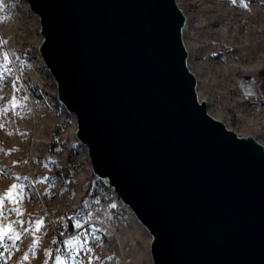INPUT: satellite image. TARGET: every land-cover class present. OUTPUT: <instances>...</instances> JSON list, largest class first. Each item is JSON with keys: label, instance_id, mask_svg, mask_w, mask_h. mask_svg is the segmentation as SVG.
Listing matches in <instances>:
<instances>
[{"label": "water", "instance_id": "obj_1", "mask_svg": "<svg viewBox=\"0 0 264 264\" xmlns=\"http://www.w3.org/2000/svg\"><path fill=\"white\" fill-rule=\"evenodd\" d=\"M92 173L153 264H264V148L207 113L175 0H24Z\"/></svg>", "mask_w": 264, "mask_h": 264}, {"label": "rangeland", "instance_id": "obj_2", "mask_svg": "<svg viewBox=\"0 0 264 264\" xmlns=\"http://www.w3.org/2000/svg\"><path fill=\"white\" fill-rule=\"evenodd\" d=\"M175 1L198 100L264 148V52L254 53L264 45V0ZM0 4V264H153L151 236L93 175L75 117L57 99L38 17L24 0ZM241 50L259 64L234 60Z\"/></svg>", "mask_w": 264, "mask_h": 264}, {"label": "bare ground", "instance_id": "obj_3", "mask_svg": "<svg viewBox=\"0 0 264 264\" xmlns=\"http://www.w3.org/2000/svg\"><path fill=\"white\" fill-rule=\"evenodd\" d=\"M262 51V52H264V45H261L260 47H259V49L258 50H256V51H254V53H255V56H256V54L258 53V51ZM240 55H241V57H239V56H237V57H235V58H233L234 60H236V61H238L239 63H241L242 65H244L243 63L244 62H246V63H251V62H254V61H256V64H259L258 62V60L259 59H254V58H252V57H250V58H248L246 61H244V57H245V55H244V52L241 50V52H240ZM256 58H258V57H256ZM226 60V62L227 63H229L231 60H229V59H225ZM224 60V61H225Z\"/></svg>", "mask_w": 264, "mask_h": 264}, {"label": "snow or ice", "instance_id": "obj_4", "mask_svg": "<svg viewBox=\"0 0 264 264\" xmlns=\"http://www.w3.org/2000/svg\"><path fill=\"white\" fill-rule=\"evenodd\" d=\"M232 2L233 3H235V0H232ZM3 6H2V4H0V8H2ZM3 59H4V61L6 62L7 60H8V53L7 52H4L3 53ZM0 79H2V74H0ZM17 106V104H16V101H15V97H13V100H12V107L13 108H15ZM4 111H7L6 109H4ZM15 188H16V185H13L12 186V189L13 190H15ZM11 195H12V193L11 192H9V197L11 198ZM39 224H37V228H39ZM17 239H19V237H16ZM25 259H27V257H25ZM58 264H59V262H58Z\"/></svg>", "mask_w": 264, "mask_h": 264}, {"label": "trees", "instance_id": "obj_5", "mask_svg": "<svg viewBox=\"0 0 264 264\" xmlns=\"http://www.w3.org/2000/svg\"><path fill=\"white\" fill-rule=\"evenodd\" d=\"M59 241V244L57 245V247L59 248L60 251H63L62 248H63V245H62V241L61 240H58Z\"/></svg>", "mask_w": 264, "mask_h": 264}, {"label": "built area", "instance_id": "obj_6", "mask_svg": "<svg viewBox=\"0 0 264 264\" xmlns=\"http://www.w3.org/2000/svg\"><path fill=\"white\" fill-rule=\"evenodd\" d=\"M47 69V68H46ZM49 72V71H48Z\"/></svg>", "mask_w": 264, "mask_h": 264}]
</instances>
